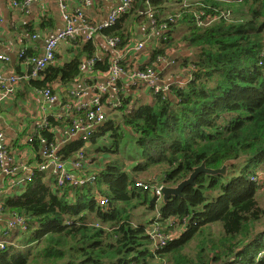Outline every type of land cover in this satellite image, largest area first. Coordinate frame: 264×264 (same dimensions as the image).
I'll return each mask as SVG.
<instances>
[{
	"label": "trees",
	"instance_id": "obj_1",
	"mask_svg": "<svg viewBox=\"0 0 264 264\" xmlns=\"http://www.w3.org/2000/svg\"><path fill=\"white\" fill-rule=\"evenodd\" d=\"M148 2L156 20L167 22L168 29L157 33L161 45L152 48L149 62L140 67L154 68L160 57H168V47L177 45L172 27L179 22L188 29L178 44L193 55L182 62L189 79L184 85L171 84L168 92L151 93L153 102L128 111L131 96L121 92L116 112L131 131L125 143H133L138 157L134 164L105 156L113 149L118 152L125 136L112 114L90 138L95 144L112 129L111 148L90 151L82 137L59 148L64 160L81 148L94 153L89 182L58 186L52 176L45 181L47 174L34 168L25 188L4 201L2 208L27 219L28 226L11 232L22 248L7 239L0 248V264H264V207L256 195L264 183V170H259L264 165V0H200L181 6L176 11L181 16L175 13L172 19L166 16V0H135L95 37H118L119 48L126 47L134 24L146 19L142 9ZM238 5L248 9V17L236 15L233 20ZM95 51L94 41H86L70 61L46 67L42 78L31 77L29 65L32 84L56 93L54 83L67 85L82 74L85 57L93 60L92 71L109 72L112 55L98 58ZM134 62L128 56L120 64L128 71ZM70 124L69 118H49L30 141L38 155L36 164L43 161L42 141L57 143L51 128ZM240 157L246 160L230 165L226 175L199 173L194 184L183 189V197L171 196L165 203L163 194L153 189L177 186L203 163L219 169ZM156 167L160 172L154 175ZM145 172L154 176H139ZM103 198L105 205L100 204ZM142 206L155 211L154 216L136 222ZM213 224L220 226L218 233ZM178 226L183 230L177 235L173 232ZM156 227L169 235L158 247L150 234ZM193 241L197 250L191 254L186 248Z\"/></svg>",
	"mask_w": 264,
	"mask_h": 264
},
{
	"label": "crops",
	"instance_id": "obj_2",
	"mask_svg": "<svg viewBox=\"0 0 264 264\" xmlns=\"http://www.w3.org/2000/svg\"><path fill=\"white\" fill-rule=\"evenodd\" d=\"M64 1L70 12L74 14L83 10L87 19L96 25L104 23L111 9L120 4L122 0ZM182 1L180 0V3ZM186 1L190 2L194 0H185L183 3L188 4ZM199 1L195 0V2ZM190 4L192 3L190 2ZM169 5H173V3L170 0H166L165 7L167 8ZM181 5H174V7L179 9ZM0 6V53L10 58L8 62L1 63L0 68L7 76L17 75L19 77L13 89L6 91L0 88V131L3 132L4 141L12 151L16 162L23 165L29 164L34 167V163L36 162L34 160L38 155L30 144L29 137L34 138L39 132V126H44L45 121L53 118V113H62L64 103L72 100L70 94L72 90L82 91L81 99L88 102L93 95L91 86L95 83H105L108 74L96 73L89 69L82 72L70 84L61 85L56 82L53 84V88L58 95V100L54 104L46 103L41 95V90L36 88L31 82L28 74L30 66L26 58L43 55L47 42L65 27L59 0L33 2L24 9L15 6L13 0H0ZM139 40L146 42V48L142 52V58L145 63H148L152 48L160 46L161 42L158 34L149 28L148 21L145 18H141V21L133 26L131 44ZM86 41L84 32L79 33L75 40L61 41L57 48L56 58L51 64H63L70 61ZM93 41L96 46L95 56L103 58L110 54L113 55V50L108 45L104 36L98 34ZM22 51H24L26 58L19 56ZM166 53L168 54V62L158 65L162 66L159 68L161 70V84L165 87L174 83L184 85L189 79L188 76H190V73L189 69L182 62L185 58L191 59L193 57L192 51L185 46H181L175 49L174 47H168ZM83 60L85 61L86 57ZM120 83L124 89L122 95H130L131 102L132 99H146L145 97L142 98L143 96H140L141 94L148 96L150 103L153 102V99L149 96L150 91L147 88L145 90L142 89L144 86H129L124 77L121 78ZM116 98L115 95H111L109 99L111 102H117L119 99ZM113 118L115 126H117L115 122L118 119L122 122L118 112L114 113ZM125 128L128 129L127 127ZM64 129L65 127L51 128L56 136L59 148L64 147L73 140L83 137L82 134L68 137L65 135ZM91 145L92 142L87 139L84 148ZM88 155L91 156V152ZM259 170H264V165ZM46 177L48 176L46 175ZM45 181H47L46 178ZM19 191L21 189L13 186L12 180H9L0 170V205L5 204L4 201L8 196ZM258 192L256 194L257 196L259 194ZM11 220L12 214L9 209L7 211V207L6 209L5 207L2 208L0 212V236ZM12 236L13 234H10L7 239L18 242V239L14 240Z\"/></svg>",
	"mask_w": 264,
	"mask_h": 264
},
{
	"label": "built area",
	"instance_id": "obj_3",
	"mask_svg": "<svg viewBox=\"0 0 264 264\" xmlns=\"http://www.w3.org/2000/svg\"><path fill=\"white\" fill-rule=\"evenodd\" d=\"M42 0H13V4L22 9L28 7L33 2H40ZM87 2V0H82ZM135 0H122L120 4L115 6L109 12L108 18L104 23L93 24L91 23L83 10L76 13H72L67 8L64 0H59L60 9L62 11L63 20L65 27L60 30L54 37H52L46 45L43 55L39 57H25L24 51L19 56L26 58L27 63L31 66L32 72L31 77L39 78L40 73L46 69L56 58V52L58 45L61 41H69L75 39L79 33H85V39L93 40L98 30L104 27H109L117 21L119 16L125 12H128L134 5ZM147 7L142 10L145 15L149 28L158 33L159 31H165L168 29V23H160L156 20V14L153 7L148 2ZM1 16V6H0ZM170 19V17H169ZM108 45L113 50L111 57V68L110 71L105 73L107 80L103 84L95 83L92 85L93 95L90 101L85 102L81 99L83 94L80 90H72L71 97L64 103L62 113H53L52 117L57 119L69 118L71 124L66 126L64 133L68 137L82 134L83 139L87 140L91 138V134L94 132L97 126L103 124L108 116L109 109H115L122 105L121 92L124 90L123 86L119 85L122 77H124L129 86L142 85L145 88L150 89L153 94H159L162 92H168L170 85L165 87L161 84V70L158 65L167 63L166 57H160L159 63L155 64L156 67L141 68L140 65L144 62L142 58V52L146 48V42L139 40L134 44H128L126 47L120 49V39L118 37H105ZM135 59V66L130 70H125L120 62L126 57ZM9 56L0 53V65L1 63L8 62ZM93 60H85L82 64V71L91 70ZM158 66V67H157ZM163 67H165L163 65ZM164 69V68H162ZM19 77L16 75L7 76L0 68V88L2 90H11L15 87ZM41 95L46 103L54 104L58 100V95L54 93L50 88L41 90ZM115 95L119 99L117 102H111L110 96ZM48 125V121H45V126ZM41 156L43 161L39 164L34 163V167L29 164L17 163L12 151L8 148L4 141V134L0 131V170L4 173L9 180H12V185L18 189H24L27 180H29L34 174V168L47 174L48 177H53L58 186L67 185H82L85 182H89L93 176V169L95 165L92 162L91 156L81 148L77 151L76 155L71 159L64 160L59 154V146L57 143H48L42 141ZM261 176V175H260ZM138 186H143L142 183H137ZM145 188H148L145 186ZM156 195L161 196L163 194L162 187H154ZM106 200L103 198L100 201L101 205H105ZM0 205V212L2 211ZM12 220L8 223V226L3 230L0 238V248L3 249L7 243V237L10 236L11 232L17 229L26 230L28 226V220L18 215L17 213H11ZM152 238L155 240V245L166 244V240L169 235L161 232L160 227H156L150 231ZM164 264H167L166 262Z\"/></svg>",
	"mask_w": 264,
	"mask_h": 264
},
{
	"label": "rangeland",
	"instance_id": "obj_4",
	"mask_svg": "<svg viewBox=\"0 0 264 264\" xmlns=\"http://www.w3.org/2000/svg\"><path fill=\"white\" fill-rule=\"evenodd\" d=\"M171 3H173V5H169V7L165 8V11L167 12L166 16L167 17H170V19H172L173 16H175V13L177 10L179 9H176L174 7V5L178 6L179 4L181 5V3L185 2V0H183L181 3L178 2V0H170ZM188 4H182L181 6L183 7H187L189 5V3H196L195 0L194 1H186ZM180 8V7H179ZM237 13L235 14L234 12V15L231 17V19L235 20V19H238V17L240 18L241 17H248V9L245 7V6H240L238 5L236 7V10H235ZM236 15H239L238 17H236ZM181 14L180 13H176V17H180ZM178 19L175 18L173 20L172 23L176 22ZM198 25H202L201 22L198 21ZM173 28V34H172V38H173V41H175L177 43V45L175 44V48H179V47H184V44L181 43V44H178L179 41H181V37L184 33L187 32V25L186 24H181V23H177L176 26L172 27ZM155 33V32H154ZM173 44V43H172ZM193 58V57H192ZM162 80V79H161ZM165 85V83H164ZM145 90V87L142 88ZM148 91H150L148 88H147ZM149 93V92H148ZM151 93V92H150ZM149 93V96H151V99H154V96L152 94ZM140 96H143L142 98H146V99H140L138 100L137 99H132V102L128 104L127 106V110H130L132 109L133 107H137L138 105L140 104H148L150 103V99H148V96H146L145 94H141ZM153 101V100H152ZM116 108L115 109H109V119L110 117H112V114H114L116 112ZM118 113H119V110H118ZM115 124L117 125V127H120L119 128V132H124L125 133V136H124V139L121 141V147H120V150L118 152H116L115 149H113L112 152H110L108 155L106 154L105 156H107L109 159H122L123 161H125L124 163L127 165V166H130L132 164L135 163V161L137 160V156H136V153L134 152L133 150V143L131 142H128V143H125V141H128V134L131 133V131H128V129L125 128V126L122 124L121 120L118 119ZM121 125V126H120ZM114 134L113 130L110 129V130H107L106 133H105V136L104 137H99L97 139V142L95 144L92 143L91 146H89L92 150H95L96 152H99L98 151V148L99 147H103L105 148V150L107 149V147L111 148V145L113 143V139L111 137V135ZM127 134V135H126ZM90 142L91 139L89 140ZM88 145V144H87ZM100 153V152H99ZM91 154H94V153H91ZM104 155V154H103ZM154 172H156V174L154 175H157L159 172H160V169H158V167L154 168L153 169ZM264 173V172H263ZM261 173V175L263 174ZM151 175V176H150ZM154 175H152L151 173L149 172H145L144 174H139L140 177H153ZM47 179V181L50 179L48 177H45ZM138 179V178H137ZM145 180V179H143ZM50 183V182H49ZM260 191L258 192V196H257V199L258 201L260 202L261 206L264 207V183H260ZM23 190V189H22ZM21 190V191H22ZM162 200V199H161ZM161 200L159 199L158 202H157V207H160L161 205ZM157 211V210H156ZM154 213L155 211H152V210H149L147 206H142V207H139L136 211V218L137 219H134L136 222L137 221H146L148 218L150 217H153L154 216ZM212 229L214 230V232L218 233V230L220 229V226L218 224H213L212 225ZM183 230V227L182 226H178L175 231L173 232L174 234H179L181 231ZM175 236V235H174ZM0 238H2V236H0ZM16 248H22V244L19 243V242H15V245H14ZM196 242L193 241L187 248H186V251L188 253H191L193 254L195 251H196Z\"/></svg>",
	"mask_w": 264,
	"mask_h": 264
},
{
	"label": "water",
	"instance_id": "obj_5",
	"mask_svg": "<svg viewBox=\"0 0 264 264\" xmlns=\"http://www.w3.org/2000/svg\"><path fill=\"white\" fill-rule=\"evenodd\" d=\"M245 160H246V157H240L235 160H229L226 163H224V165L219 169L207 168L205 167V164L203 163L202 165L196 167L194 171L190 174V176L187 179L180 182L177 186L162 187L163 201L166 203L171 196L183 197V194H182L183 189L190 184H194L193 181L199 173H206L209 175H217V174L226 175L227 169L230 165L241 163Z\"/></svg>",
	"mask_w": 264,
	"mask_h": 264
},
{
	"label": "bare ground",
	"instance_id": "obj_6",
	"mask_svg": "<svg viewBox=\"0 0 264 264\" xmlns=\"http://www.w3.org/2000/svg\"><path fill=\"white\" fill-rule=\"evenodd\" d=\"M43 128H44L43 126H41V127L39 126L38 129H39V130H42ZM32 139H33V137H29V141H32ZM259 173H260V172H259ZM260 174H261V173H260ZM263 175H264V174H263ZM259 176H260V175H259ZM259 178H260V177H259ZM255 180H256V179H255Z\"/></svg>",
	"mask_w": 264,
	"mask_h": 264
}]
</instances>
